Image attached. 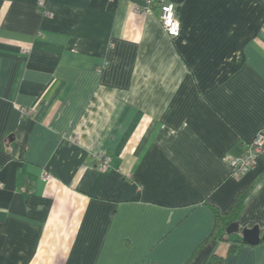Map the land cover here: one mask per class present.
I'll return each instance as SVG.
<instances>
[{
	"label": "crops",
	"instance_id": "crops-1",
	"mask_svg": "<svg viewBox=\"0 0 264 264\" xmlns=\"http://www.w3.org/2000/svg\"><path fill=\"white\" fill-rule=\"evenodd\" d=\"M172 1L0 0V264H264V0Z\"/></svg>",
	"mask_w": 264,
	"mask_h": 264
},
{
	"label": "built area",
	"instance_id": "built-area-1",
	"mask_svg": "<svg viewBox=\"0 0 264 264\" xmlns=\"http://www.w3.org/2000/svg\"><path fill=\"white\" fill-rule=\"evenodd\" d=\"M46 0H39V7L45 6ZM157 6L160 9L159 22L171 39L180 36L181 23L177 16V6L172 0H145L143 5H137L136 10L138 12H145L152 15L154 7ZM24 112H26L24 110ZM264 154V129L259 131L252 142L246 147L243 154L237 157L230 158L228 160L231 169L238 175H245L250 172L256 165L258 159ZM96 161L100 169L103 171L108 170L111 157L106 154H98ZM52 175L50 172L44 170L41 174V179L49 181ZM2 184L0 183V187Z\"/></svg>",
	"mask_w": 264,
	"mask_h": 264
},
{
	"label": "trees",
	"instance_id": "trees-1",
	"mask_svg": "<svg viewBox=\"0 0 264 264\" xmlns=\"http://www.w3.org/2000/svg\"><path fill=\"white\" fill-rule=\"evenodd\" d=\"M249 191H250V189L244 190L237 196V198H236V200L232 206V209L230 210V212L228 214H226L225 216H222L220 213H218V212L216 213L218 225H221L224 223L225 224L227 223L226 224L227 227L230 225L232 218L237 214L240 207L243 205L244 200H245L247 194L249 193ZM255 225H256V223H250V224H247L245 227H253ZM230 253L237 254L238 248H235L234 246H232L230 249ZM208 264H224V259L220 258L218 256H213Z\"/></svg>",
	"mask_w": 264,
	"mask_h": 264
},
{
	"label": "water",
	"instance_id": "water-1",
	"mask_svg": "<svg viewBox=\"0 0 264 264\" xmlns=\"http://www.w3.org/2000/svg\"><path fill=\"white\" fill-rule=\"evenodd\" d=\"M260 225H255L253 227L241 228L238 222H233L227 229L228 234L241 233L242 241L246 245L255 246L258 245L262 240H264V234L261 235Z\"/></svg>",
	"mask_w": 264,
	"mask_h": 264
},
{
	"label": "rangeland",
	"instance_id": "rangeland-1",
	"mask_svg": "<svg viewBox=\"0 0 264 264\" xmlns=\"http://www.w3.org/2000/svg\"><path fill=\"white\" fill-rule=\"evenodd\" d=\"M234 234H240V233H234Z\"/></svg>",
	"mask_w": 264,
	"mask_h": 264
}]
</instances>
